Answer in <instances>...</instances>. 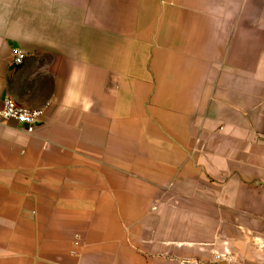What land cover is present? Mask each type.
I'll list each match as a JSON object with an SVG mask.
<instances>
[{
    "label": "crops",
    "instance_id": "1",
    "mask_svg": "<svg viewBox=\"0 0 264 264\" xmlns=\"http://www.w3.org/2000/svg\"><path fill=\"white\" fill-rule=\"evenodd\" d=\"M5 97L0 264H264V0H0Z\"/></svg>",
    "mask_w": 264,
    "mask_h": 264
},
{
    "label": "built area",
    "instance_id": "2",
    "mask_svg": "<svg viewBox=\"0 0 264 264\" xmlns=\"http://www.w3.org/2000/svg\"><path fill=\"white\" fill-rule=\"evenodd\" d=\"M24 60V54L14 49L11 52V69L17 68ZM42 109H28L17 104L13 99L5 97L3 99V108L0 111V117L3 119H13L16 122L27 126L28 131H31L35 122L43 116Z\"/></svg>",
    "mask_w": 264,
    "mask_h": 264
}]
</instances>
